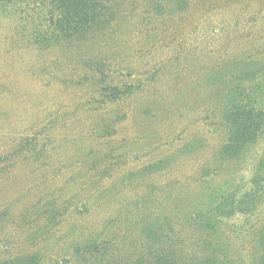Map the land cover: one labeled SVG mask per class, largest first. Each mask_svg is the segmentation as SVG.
Segmentation results:
<instances>
[{
    "label": "rangeland",
    "instance_id": "rangeland-1",
    "mask_svg": "<svg viewBox=\"0 0 264 264\" xmlns=\"http://www.w3.org/2000/svg\"><path fill=\"white\" fill-rule=\"evenodd\" d=\"M193 1L129 0L96 44L17 55L0 47V261L79 264L111 240L97 264L128 259L162 226L187 225L252 178L257 146L234 161L219 155L229 134L222 73L236 34L251 42L245 55L264 57V40L254 42L264 30L220 38L213 6L224 5L199 0L191 12ZM231 225L218 238L245 259L252 238Z\"/></svg>",
    "mask_w": 264,
    "mask_h": 264
},
{
    "label": "trees",
    "instance_id": "trees-1",
    "mask_svg": "<svg viewBox=\"0 0 264 264\" xmlns=\"http://www.w3.org/2000/svg\"><path fill=\"white\" fill-rule=\"evenodd\" d=\"M180 1L190 5L193 0ZM196 1L199 2L191 3V12L195 11ZM127 2L129 0H0V47L7 46L8 54L17 55L31 48L73 49L87 46L90 41L96 44L94 40L98 35L117 24L119 12ZM216 4L224 5L222 8L213 6L223 15V21L216 27L218 37L223 38L227 30L245 32L251 28L249 26L255 28L254 35L264 30V0H206L204 8ZM262 40L264 37L260 36L254 42L262 45ZM231 43L234 60L222 73L228 87L221 105L229 134L219 155L223 160L234 161L257 146L254 175L246 185L219 193L215 199H209L210 205L208 202L206 207L192 211L187 225L175 221L167 234L162 226L145 253L132 254L123 260L113 259L107 264H264V145L260 143L264 136V57L260 53L245 55L251 42L237 34ZM99 63L101 69L104 62ZM228 221L233 222L231 230L238 239L252 238L253 247L245 259L230 255V250L218 238L221 225ZM111 243L113 245L112 240L104 247H90L85 254L90 259L82 256L79 264L104 261L105 251L112 249ZM0 264H39V260L24 255L0 261Z\"/></svg>",
    "mask_w": 264,
    "mask_h": 264
}]
</instances>
